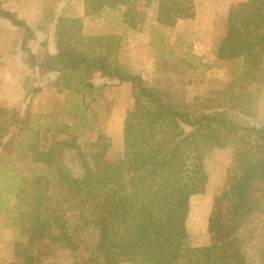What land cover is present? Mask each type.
Segmentation results:
<instances>
[{"label":"trees","instance_id":"obj_1","mask_svg":"<svg viewBox=\"0 0 264 264\" xmlns=\"http://www.w3.org/2000/svg\"><path fill=\"white\" fill-rule=\"evenodd\" d=\"M153 1L84 0L85 15L118 10L126 27L137 31ZM193 7L194 0H158L157 21L174 27L193 16ZM0 17L26 28L22 49L29 63L41 74L58 72L59 92L79 87L95 91L98 72L104 79L131 83L134 99L118 161L108 159L112 141L101 131L86 148L78 134L69 132L68 138L55 134L48 148L36 149L34 159L46 173L20 189L25 206L20 239L14 243L13 260L0 264H41L58 250L72 255L71 264H250L240 230L264 211V125L237 122L230 110L254 116L264 87V0L230 5L217 56L231 64L232 79L218 96L189 104L128 71L118 59L120 37L86 35L81 17L46 15L37 29L47 34L54 24L55 50L47 48L50 40L44 41L42 58L27 44L37 29L14 16L2 0ZM10 113L16 112L0 106V147ZM65 147L76 151L81 176L58 163ZM227 147L231 161L209 217L210 241L192 246L187 229L191 198L206 190L207 154ZM89 228L97 230L98 239L81 256L78 235Z\"/></svg>","mask_w":264,"mask_h":264},{"label":"rangeland","instance_id":"obj_2","mask_svg":"<svg viewBox=\"0 0 264 264\" xmlns=\"http://www.w3.org/2000/svg\"><path fill=\"white\" fill-rule=\"evenodd\" d=\"M2 1L14 16L35 29L44 25L46 15L53 13L81 17L88 36L118 35L121 41L118 59L126 69L142 75L149 85L161 88L177 101L189 104L200 97L214 98L232 79L231 64L219 59L217 51L230 5L243 0H194L193 16L181 18L174 27L157 21L158 0H154L146 9L142 29L137 31L126 27L118 10L108 9L99 16L87 17L84 0ZM53 28L54 24L49 25L47 34L37 29L36 37L27 43L39 58L45 54L44 41L50 40L47 48L55 50ZM26 34V28L0 17V106L16 112L9 114L8 132L0 147V263L13 260L14 243L20 239L21 214L25 209L18 197L20 189L35 175L46 173L43 163L34 159L36 149L48 148L55 134L68 138L69 132L78 134V141L86 148L101 131L112 141L108 159L118 161L124 155V121L134 105L131 83L107 80L98 72L95 91L77 87L75 92H59L55 83L58 72L41 74L29 63L22 49ZM81 112L86 117L81 118ZM230 117L243 124L264 125V87L254 116L230 110ZM230 161L228 147L214 149L206 156V190L191 198L187 219L192 246L210 241L209 217L214 199L223 189ZM58 163L73 176L79 177L83 172L74 149L65 147ZM240 235L245 240L250 264H264L261 260L264 211L248 220ZM97 239L95 228L78 235L81 256L88 255ZM71 261L68 251L58 250L53 257H44L41 264H71Z\"/></svg>","mask_w":264,"mask_h":264},{"label":"crops","instance_id":"obj_3","mask_svg":"<svg viewBox=\"0 0 264 264\" xmlns=\"http://www.w3.org/2000/svg\"><path fill=\"white\" fill-rule=\"evenodd\" d=\"M12 10V9H11ZM13 11V10H12ZM13 13V12H12ZM54 51V50H53ZM2 69V64H1V67H0V70ZM38 71H39V69H38Z\"/></svg>","mask_w":264,"mask_h":264}]
</instances>
